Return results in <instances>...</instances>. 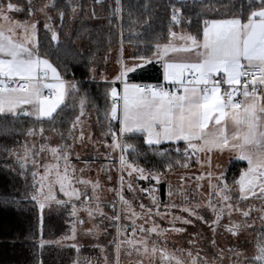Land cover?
<instances>
[{
  "label": "snow or ice",
  "instance_id": "6c2138e0",
  "mask_svg": "<svg viewBox=\"0 0 264 264\" xmlns=\"http://www.w3.org/2000/svg\"><path fill=\"white\" fill-rule=\"evenodd\" d=\"M100 3L101 0H96ZM114 15L120 17L122 8L120 0H116ZM74 14L77 11L71 6ZM232 7L236 9L230 18L204 19L202 36L183 34L178 38L184 41L177 46L169 42L161 47L155 44V51L152 56L139 55L132 58L133 63L128 64L121 60L120 73L111 82L108 95L111 104L105 110V119L109 122L108 133L112 136L113 143L109 145L114 150L120 148L121 152H127L136 148L133 144H121L119 136L112 128V121L119 123L120 136H135L140 134L144 143L148 146L160 145L164 142H172L179 145L183 141L185 147L184 156L191 159L196 156V162L203 163L199 153L208 154L207 164L211 168V153L230 152L235 154L238 161H246L247 167L242 168L239 178L233 177V185L226 183L227 169L214 175L209 171L206 176H197V180H208L210 196L208 204L215 217L209 222L195 209L199 207H181L182 212H187L190 217L203 221L215 233V226H219L224 215L229 217V225L226 226L232 236H238L241 228H251L254 222L250 221L253 211L261 213L259 219L262 229L258 230V236L254 244L253 252L249 256L229 248L236 259L233 264H241L239 257L244 256L243 264H264V207L255 209L249 207L242 210L231 202L233 186L238 189L241 201L252 199L264 200V0H239L237 4L233 0ZM47 8L56 9L55 0L39 8L44 12ZM25 8L12 3L11 0L6 7L0 5V116L20 115L34 117L37 121H54L59 115L58 109L65 103L70 89L78 91L75 83L69 84L65 81L57 68L53 66L46 55L42 56L38 40V21H15L8 13L22 12ZM37 9L33 8L32 0H27V12L35 15ZM180 10L172 8V21L174 24L181 22ZM93 15L95 13L93 12ZM64 11H59V18L63 22ZM50 20L51 17H48ZM46 29H50L45 24ZM170 36L175 38L177 34L170 29ZM51 39L58 41V34L52 31ZM123 53V39L121 40V54ZM194 56V59L192 58ZM159 63L162 69L163 83L139 84L130 83L129 74L143 69L153 61ZM119 82L122 88L115 85ZM171 86V88L169 87ZM84 100L81 101L80 115H84ZM80 117L72 124L74 131ZM231 124L234 131L229 134L228 128ZM44 129L40 128L43 134ZM29 135L34 134L29 130ZM71 135V131L69 133ZM83 133L79 139L83 140ZM44 146L41 151H44ZM55 159L54 164L46 165L44 174L39 175L33 172V188L31 199L35 200L41 211L51 203L64 206L73 200H80L82 195L76 183L86 185L90 181L76 179V169L69 164V154L64 146L49 148ZM179 152V147L176 148ZM159 155L166 156V152ZM28 154H25V159ZM64 164L61 166L60 161ZM35 164V161H33ZM122 168H130L128 175L138 173L140 180H154L160 183L162 173L146 170L129 164L125 156L120 157ZM187 167V164L183 165ZM169 169L171 165H168ZM219 167V165H217ZM39 176V179H37ZM213 178L217 183L213 184ZM123 180V177H121ZM59 190L67 200L57 199L54 189ZM98 186L93 185V190ZM130 187V186H129ZM47 189V191H45ZM150 193L155 188L148 190ZM171 190L169 196H171ZM215 196L222 205L217 208L213 203L212 196ZM153 204L158 205V199L151 195ZM126 210L136 219L138 214L131 208L127 200L121 196ZM114 207V206H113ZM144 205L140 208L143 210ZM176 207V205H171ZM73 212L76 214V206L72 204ZM238 211L244 217V223L239 224L231 220L233 211ZM151 215V209L147 210ZM102 214V213H101ZM91 216V212H89ZM156 215H160L159 212ZM164 215H168L165 213ZM119 220L120 217L114 216ZM183 224L192 223L189 219L174 217ZM82 223V221H81ZM137 225L132 220V236H136ZM139 231L149 234L155 233L162 236L167 231L177 233L183 232V228H172L158 230L157 226L145 229L140 226ZM71 239H75V233ZM59 243V242H57ZM191 243V241H190ZM45 241L41 239L40 246ZM127 244L131 251L138 255L151 253L152 257L159 256L161 264H185L183 260L168 252L167 248L153 245L150 249L147 240L136 241L125 239L116 246L117 264H119L120 245ZM215 246V239L212 241ZM75 247V245H73ZM79 251V249H77ZM188 256L192 253L189 251ZM221 259L223 253L220 254ZM77 264L79 262L77 261ZM191 264H200L199 258H193ZM207 264V260H204ZM215 264V261L213 262Z\"/></svg>",
  "mask_w": 264,
  "mask_h": 264
},
{
  "label": "trees",
  "instance_id": "16d2710c",
  "mask_svg": "<svg viewBox=\"0 0 264 264\" xmlns=\"http://www.w3.org/2000/svg\"><path fill=\"white\" fill-rule=\"evenodd\" d=\"M9 0H0L6 7ZM25 8L21 19L28 20L27 0H11ZM238 4L239 0H235ZM56 9L50 8L51 30L38 25L41 55H46L62 78L75 83L78 91H72L58 110L54 121H37L34 117L10 114L0 116V264H84L82 254L73 247L59 245L70 234V210L50 209L42 213L37 202L31 199L33 177L19 168L16 153L31 136L42 127L43 133L58 132L67 135L76 117L80 116L81 101L84 111L93 115L101 128H109L105 110L111 104L108 95L113 79L112 66L120 60L139 55L152 56L155 44L161 46L170 41V29L176 34L202 36L204 19L230 18L236 9L233 0H120L122 13L114 15L116 0H55ZM77 11L73 14L71 7ZM180 10L181 22L172 21V8ZM59 11L65 12L63 22ZM93 12L95 15H93ZM49 25V26H50ZM52 31L58 41L51 39ZM123 53L121 54V40ZM130 57H128V55ZM133 61V60H132ZM119 87V84L115 85ZM112 128L119 133V123L112 121ZM29 130H33L29 135ZM126 144H133L130 160L146 169L161 170L173 165L180 155L176 148L183 142L148 146L140 134L124 136ZM166 152V156L159 155ZM247 163L233 161L227 177H239ZM43 239L45 244L40 246Z\"/></svg>",
  "mask_w": 264,
  "mask_h": 264
},
{
  "label": "rangeland",
  "instance_id": "374dc122",
  "mask_svg": "<svg viewBox=\"0 0 264 264\" xmlns=\"http://www.w3.org/2000/svg\"><path fill=\"white\" fill-rule=\"evenodd\" d=\"M47 3H49V0H32L33 8L37 11H35V15H31L30 19L26 21H38L37 29L40 23L44 24V27L46 23L50 25L48 19L50 8L45 9L44 12L38 11ZM21 14L22 12L8 13L12 20L23 23L25 20L20 18ZM49 27L51 28V25ZM120 61L118 67L117 65L112 66L111 79L119 75ZM67 82L72 84L70 81ZM71 92L70 89L69 94ZM79 117L80 121L75 130L73 131L72 128L70 130L71 135L70 132L65 136H61L56 131L43 134L39 131L35 136H31L26 145L16 153L20 170H27L31 174L37 172L39 175H43L45 166L56 162L47 149L64 146L69 154V164L76 169L75 178L90 181V183L82 185L76 183L74 179V186L81 193H86V195L81 196L80 200H73L64 206L51 203L43 211L39 207L42 213L50 209L68 208L70 210L69 217L72 218L70 234L60 240L59 245L67 247L75 245L73 248L76 252L79 249L82 254L79 260L84 264H117L116 246L126 238L135 239L136 241L147 240L149 249L154 244L161 248L166 247L169 253L183 260L185 264H191L193 258H199L200 264H204V260H207V264H213L214 261L215 264H233L236 257L233 252L228 251L229 248L244 253V256L252 254L258 230L262 229L259 219L260 212L253 211L251 213L250 221L254 222L253 227H242L239 235L234 237L226 231V226L229 225L227 214L224 215L219 226L214 225L216 231L213 233L206 223L195 217H190L187 212L180 210L181 207L192 208L199 205L195 210L200 215L204 216L209 222L215 219L213 212L206 207L210 196L208 180H197L196 177L206 176L209 171L213 172L214 175H219L220 172L227 169L228 173L230 164L233 161H238L235 159V154L230 152H224L223 154L211 153L212 166L209 168L207 164L208 154L199 153V158L203 163L202 167L201 164L196 162V156H191L190 160L185 158L183 153L186 146H184L179 148V152L175 150L180 155V159L173 161L170 169L169 167L161 170L145 168L146 170L162 173L160 183L156 184L150 178L148 180L138 179V173L136 172L129 176L128 173L131 169L121 167L120 157L123 154L129 164L141 167L130 160L132 150L129 149L127 152L122 153L120 148L114 150L109 147V145H112L113 139L110 134H107L108 128L102 129L95 117L85 111L84 115ZM81 132L83 133V140L79 139ZM117 135L119 136V142L122 145L126 144L124 136H120L119 133ZM42 146L45 148L44 151H41ZM26 153L28 154L27 159H25ZM33 161H35V164ZM60 164L63 166L64 161L61 160ZM184 164L188 166L184 167ZM31 176L33 177V175ZM121 177H123V180H121ZM37 179H39V176H37ZM97 183L98 186L93 190V185ZM212 183L215 184L217 181L213 178ZM226 183L232 186L233 180H229V177H227ZM153 188L156 191L150 193L148 190ZM170 190L171 196H169ZM54 194L57 199L67 200V197L60 192L58 185L54 189ZM153 194L158 199V205L153 204L151 199ZM121 196L129 202L131 208L138 214V219L132 217L131 212L126 210ZM231 197L233 205L242 210H247L249 207L255 209L264 207V200L261 199L250 198L241 201L238 189L235 186H233ZM212 199L217 208L222 206L214 195ZM72 204L76 206L75 215L72 214ZM141 204L145 206L143 210L140 208ZM171 205H176V207H171ZM148 209H151V215H149ZM89 212H91V216ZM157 212L160 215H156ZM165 213H168V215H164ZM117 215L120 217L118 221L113 219ZM177 216L189 219L192 223L183 224L174 219ZM133 219H135L137 225L135 237L132 236ZM231 220L239 224L244 223V217L235 210L232 213ZM154 225L157 226L158 230L183 228L184 231L180 233L167 231L162 236H157L155 233L149 234L147 231L144 233L139 231L140 226L147 230ZM73 233H75V239H71ZM213 239H215V246L212 244ZM120 248L119 264H161L158 255L153 258L151 253L138 255L135 251L128 255V251H131L129 245L121 244ZM189 251L192 253L191 257L188 256ZM221 252L223 253L222 259ZM244 256L239 257L241 264H243Z\"/></svg>",
  "mask_w": 264,
  "mask_h": 264
},
{
  "label": "crops",
  "instance_id": "0c3cea01",
  "mask_svg": "<svg viewBox=\"0 0 264 264\" xmlns=\"http://www.w3.org/2000/svg\"><path fill=\"white\" fill-rule=\"evenodd\" d=\"M2 23H4V22L0 21V24H2ZM180 35H183V34H177V36L175 38L171 37L169 42H171L172 44L177 45V46L183 44L184 41H181L178 38ZM169 42L162 45L161 47L168 45ZM192 58L194 59V56ZM125 61L128 64L133 63V61L129 60V59H126ZM128 79H129L130 83H156V84L163 83L161 65L159 63H157L154 59L152 64L146 65L143 69H138L137 72H135V73H130ZM116 84H119V82L117 81ZM117 88L119 89V87H117ZM65 101H66V99H65ZM61 107H62V105H61ZM228 131H229V134H231V132L234 131L231 124H229ZM181 142H183V141H181ZM162 144H174V143L164 142Z\"/></svg>",
  "mask_w": 264,
  "mask_h": 264
},
{
  "label": "built area",
  "instance_id": "2783aa9c",
  "mask_svg": "<svg viewBox=\"0 0 264 264\" xmlns=\"http://www.w3.org/2000/svg\"><path fill=\"white\" fill-rule=\"evenodd\" d=\"M139 84H156V83H139ZM170 87V86H169ZM122 88L121 85H119V89ZM171 88V87H170Z\"/></svg>",
  "mask_w": 264,
  "mask_h": 264
}]
</instances>
